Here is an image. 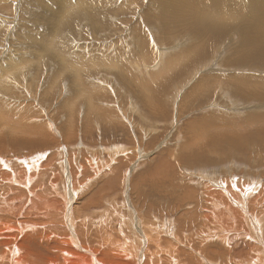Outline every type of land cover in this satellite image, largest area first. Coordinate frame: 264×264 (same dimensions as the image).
Instances as JSON below:
<instances>
[{
	"label": "rangeland",
	"instance_id": "rangeland-1",
	"mask_svg": "<svg viewBox=\"0 0 264 264\" xmlns=\"http://www.w3.org/2000/svg\"><path fill=\"white\" fill-rule=\"evenodd\" d=\"M195 1L210 6L209 3L214 0ZM221 1L218 0L217 3L221 4ZM234 1L238 15L228 22L231 23L229 30L225 29L221 36L210 40L203 33H190L185 30L184 23L188 17L182 16L181 21L176 19L177 16L173 17L171 0H0V122H3L9 132L4 143L0 145V158L13 157L15 161L12 169L2 170L0 166V195L14 190V195L25 192L31 197L28 188L32 185L34 188L36 185L48 195L65 197L72 206L75 222L78 223L79 220L81 223L79 233L82 240L86 245L99 250L104 233L113 230L114 234L117 231L121 232V235L124 232L129 234V228L126 230L123 223L132 219L136 224L135 214L146 223L153 224L156 220L161 227L164 225V234L157 238L159 241L161 239L160 244L154 239L148 244L149 248H144L148 259L145 258L141 262L131 259L127 261L128 264H142L144 261H149V264H241L243 260L256 258L257 253L264 250V247H260V242L264 240L252 236L253 227L248 225V220L257 218L261 221L263 238L264 134L252 130L243 118L253 109L255 112L250 116L255 122L264 116V94L261 93L262 88L256 87L258 82L259 85L264 84V63L259 59L241 61V65L237 63L236 56L239 52H236V49L239 50L247 40L246 30L241 24L246 12L242 7V0ZM244 1L248 4V0ZM235 20L239 24L236 23L234 27ZM225 33L228 35L224 37ZM199 40H202L204 49H201ZM175 46L178 48L177 52L183 50L176 58L177 61L196 47L198 57L195 58L198 59L193 60L197 63L190 60L184 67L191 66H187L186 70L181 68L184 73H181L183 71L179 68L176 73L173 72L175 76L168 72L161 78L159 70H166L165 67L162 70V65L170 55L176 53L173 48ZM137 48L146 56L142 57L144 54L136 51ZM169 51L175 52L167 55ZM200 56L202 59H199ZM168 74L169 77L171 74V79ZM252 75L255 77L247 80V88L245 84L241 91L234 90L233 82L230 81L237 77L247 79V76ZM208 76L210 77L206 78ZM211 76L218 79L216 83L211 81L214 80ZM201 77L205 82H212L208 81L207 87L212 88L206 87L208 90L204 91L205 95L213 91L212 94L218 93V96L215 98L210 94L213 99L211 100L208 96L204 98L202 92L203 95L197 94L194 101H186L189 106L185 107L186 94L189 96L193 84H198L197 87L200 82L203 83ZM126 78H130L127 79L129 82ZM254 80L255 84H252ZM134 82L138 85H134ZM230 87L233 90L230 91ZM91 91L94 93L88 97ZM198 95L203 97L199 98ZM74 100L80 106H73L75 111L66 115L65 111H70L68 109L72 107ZM69 119L73 120V123L69 124ZM230 121H239L242 127L247 124L245 130L251 138H259V143L257 140L251 144L252 147L246 146V153L242 152L241 147L236 148L239 152L237 153L222 142H212L213 144L205 148L206 156L199 159L200 162L191 158L186 160L188 147L192 144L196 147L204 146L202 137L191 133V122L197 127L212 123L215 127L219 125L218 127L223 128L230 126ZM186 128L189 129V134H186ZM10 134L17 136L19 143H10ZM182 135L190 138L187 146L184 144V138H181ZM41 136H45L48 141L46 147L22 141L37 140ZM34 150H46L48 165L46 163L42 167H36L33 174L30 172L34 175L30 183L15 184L14 174L23 171L18 164L19 159ZM222 156L224 161H220ZM7 171L12 176L10 184L5 180L4 172ZM218 179L228 182L230 191L227 193L223 188L220 190L226 193V197H229L232 191L231 195H235L237 203L232 200L231 202L235 207L238 205L236 213L242 217L237 223L235 221V230L231 232L224 231L217 219L213 218L216 209L219 215L225 211V207L219 202L222 200L213 199L207 194L209 189L213 191L219 188V183H215ZM55 182L58 187L54 191L52 184ZM186 192L191 193L192 197L184 200L186 203L179 201L178 198L181 199ZM95 194L96 197L92 198ZM138 197L143 198V202H138ZM247 198L251 200L248 201ZM256 198L260 206L255 203ZM105 199L110 200L107 207ZM217 203L219 207L216 208ZM105 207L107 210L103 216ZM134 207L139 211H135L132 217L130 211ZM64 215L67 218L69 216L67 213ZM259 216L262 217L258 218ZM52 218L54 217L49 219ZM67 218L66 225L57 231L58 235L68 233ZM170 218L175 222L170 225L172 229L164 224ZM217 226L222 235L220 232L214 237L209 235L211 229ZM17 228L20 230L19 235L28 236L27 244H24L27 247L24 249L26 255H22L27 263L31 264V261L38 259L42 263L48 261L50 264L51 257L56 256L58 249H65L62 245L57 248L55 240H45V229H41V233L31 234V231L21 232L20 226ZM222 236L224 239H219L223 238ZM4 240L6 239L0 237V250H3V246H9L3 244ZM169 242L176 245L173 246ZM228 242L233 243L230 246ZM114 258L116 257L113 256L112 261ZM114 263L116 262L112 264Z\"/></svg>",
	"mask_w": 264,
	"mask_h": 264
},
{
	"label": "bare ground",
	"instance_id": "bare-ground-1",
	"mask_svg": "<svg viewBox=\"0 0 264 264\" xmlns=\"http://www.w3.org/2000/svg\"><path fill=\"white\" fill-rule=\"evenodd\" d=\"M218 0H214V1H211L209 4L210 6H205V3L202 4L200 1H195V0H186L184 2V0H171L172 3H170V9H171V12L173 14V17L174 16H177L176 19L181 21L182 20V16L186 15L188 18L186 19V23H184V28L185 30H188L190 33L192 32H195V33H203L206 38L209 37L210 40H213L215 39L216 37L218 36H221V32H224L225 29L230 28V24L228 23L230 20L233 21L236 17L235 15H238L236 14V2L234 0H219L221 1V4H218L220 2L217 3ZM246 1L242 0V3L244 4V6H242L246 12L245 14V18L247 19H244L243 17V22L241 23L243 25V28L246 30V33H247V40L244 42V44H242L241 48L238 50L236 49L237 51L236 52H239V54L236 56V60L238 61L237 63H241V61H248V60H263L264 61V0H248V4H245ZM181 4V8L179 9V5ZM238 7V5H237ZM90 11V10H89ZM88 11V12H89ZM224 15H227L226 17ZM185 16V17H186ZM242 17V15H241ZM233 19V20H232ZM238 19V18H237ZM241 20V18H240ZM239 21V19H238ZM241 22V21H239ZM239 22L237 23V21L235 20L233 22V25L234 27L239 24ZM237 23V24H236ZM189 25V26H188ZM188 26V28H187ZM241 27V25H239ZM233 27V26H232ZM233 27V28H234ZM183 28V29H184ZM242 28V27H241ZM191 29V30H190ZM240 29V28H238ZM226 30V31H228ZM237 30V29H236ZM235 30V31H236ZM241 30V29H240ZM239 30V31H240ZM231 31H233L231 29ZM234 32V31H233ZM241 32V31H240ZM228 33V32H227ZM230 33V32H229ZM245 33V34H246ZM198 34V35H199ZM233 34V33H231ZM230 34V35H231ZM238 34H240L238 32ZM236 34V35H238ZM184 35V34H183ZM194 35H197V34H194ZM228 35V34H227ZM226 33L224 35L227 36ZM234 35V34H233ZM201 36V35H200ZM243 36V35H242ZM204 37V36H203ZM229 37V38H228ZM226 38L229 39L230 41V36H228ZM223 38V37H221ZM224 39V38H223ZM228 39L227 40V43L229 44L228 42ZM240 39V38H239ZM203 40V39H202ZM201 40V41H202ZM205 40V39H204ZM203 40V41H204ZM242 40V39H241ZM200 41V40H199ZM198 41V42H199ZM200 41V42H201ZM199 42V43H200ZM242 42V41H240ZM206 43V42H205ZM217 42H215L214 45H216ZM224 43H226L224 41ZM226 43V44H227ZM203 44L202 42L200 43V45ZM209 44V43H208ZM211 44V43H210ZM204 45V44H203ZM241 45V43H240ZM202 46V45H201ZM200 46V47H201ZM177 46L173 47L174 50L176 51V53L172 54L170 51L167 53L168 54H172L170 55L168 58V60L166 61V63H162V70L163 68L165 67L166 70L165 73L164 71H160L159 70V73H161L159 76H161V78H163V76H166L167 74L166 73H171L172 75H176V74H173L177 72V70H179V68L181 69H184L186 70L185 68L187 66H191V65H187L184 67V64L186 65V63L190 62V60L194 61L193 59H198V58H195V57H198V51H196V47L194 49H190V51L181 59V60H176V58L179 56L180 53H183V50L182 51H179L177 52V49L176 48ZM181 47V46H180ZM237 47V46H236ZM204 49V46L201 47V49ZM201 49L199 51H201ZM235 49V48H234ZM138 50V48L136 49V51ZM185 50V49H184ZM186 51V50H185ZM184 51V52H185ZM206 51V49H205ZM138 52L142 53V57L146 56V54L141 50H138ZM235 52V50L233 51ZM203 53V51H202ZM206 53V52H205ZM232 53V52H231ZM101 54V53H100ZM201 54V52L199 53ZM208 54V53H207ZM202 55V54H201ZM233 55V54H232ZM235 55V54H234ZM104 56V55H103ZM137 56H138V53H137ZM201 57V56H200ZM199 59H202V57ZM233 57V56H232ZM141 59V58H140ZM207 59V58H206ZM234 59V58H232ZM229 60V59H228ZM102 61V60H101ZM165 61V60H164ZM200 61V60H199ZM263 61H261L262 63H264ZM136 62V61H135ZM231 62V61H229ZM250 62V61H249ZM253 62V61H251ZM160 63V62H159ZM193 64V62H191ZM194 63H197L194 61ZM228 63V61H227ZM234 63V62H233ZM261 63V64H262ZM132 64V63H131ZM137 64V63H136ZM199 64V63H198ZM197 64V65H198ZM226 64V62H225ZM229 64V63H228ZM248 64V63H247ZM252 64V63H250ZM259 64V63H258ZM233 65V64H231ZM241 65V64H239ZM237 65V67L239 66ZM158 66V65H157ZM193 66V65H192ZM196 66V65H195ZM245 66V63L244 65ZM248 66V65H247ZM251 66V65H250ZM253 66V65H252ZM242 67V66H241ZM239 66V68H241ZM254 67V66H253ZM249 69V67H247ZM181 69V71H183ZM193 69V68H192ZM256 69V68H255ZM259 69V68H257ZM188 70V69H187ZM251 70V69H250ZM254 70V69H253ZM145 71L148 72V70L146 69ZM171 71V72H170ZM244 71V70H243ZM157 72V71H156ZM163 72V74H162ZM146 73V72H145ZM158 73V72H157ZM158 73V74H159ZM181 73H184L181 72ZM142 74V73H141ZM166 74V75H165ZM171 74H170V77H171ZM179 74V73H178ZM177 74V75H178ZM211 74V73H210ZM215 74V73H214ZM259 74V73H258ZM218 75V74H217ZM243 75V74H242ZM241 75V76H242ZM246 75V74H245ZM248 75V74H247ZM255 75V73H254ZM202 76V75H201ZM207 76V75H206ZM222 76V75H221ZM237 76V75H236ZM258 77V75H256ZM264 76V74H263ZM168 77H169V74H168ZM169 77V78H170ZM173 77V76H172ZM210 76L206 77V78H209ZM215 77V76H214ZM213 76H211V79H214V80H211V81H216L218 79H216V77L214 78ZM219 76H217L218 78ZM226 77V76H225ZM233 77V76H232ZM243 77V76H242ZM255 76H247V79L246 77L245 78H241V77H237V79H233L232 81L230 82H233V88L234 90H239L242 89V87L247 83V80L248 79H251L253 78L254 79ZM203 77H201L202 79ZM205 78V76H204ZM203 78V79H204ZM222 78V77H221ZM260 78V77H259ZM128 78H126V81ZM171 79V78H170ZM181 81L183 80L181 77H180ZM202 79L203 83L200 82V85L196 87V85L198 84H193V89H191V92L189 94V96L186 94L185 96V99H184V106L186 105V101H189L187 103H190L191 100L194 101L195 97L197 96V94H201L202 92L204 93V98L206 96V98L208 99H211L210 98V94H212V92L210 94H206L205 95V90L207 91L208 89L212 88H208L207 85H208V80L207 82H205L204 80ZM228 79V78H227ZM226 79V80H227ZM207 80V79H205ZM259 80V79H258ZM263 79L261 78V81ZM131 81V80H130ZM134 81V80H133ZM198 81V80H197ZM210 81V82H211ZM222 81V79H221ZM125 82V80H124ZM129 82V81H128ZM132 82V81H131ZM130 82V83H131ZM135 82H137L135 80ZM134 82V85H136ZM155 82V81H154ZM183 82V81H182ZM189 82V81H188ZM199 82V81H198ZM209 82V83H210ZM220 82V80H219ZM254 83L252 84H255V80L252 81ZM133 83V82H132ZM191 83V82H190ZM196 83V82H195ZM212 83V82H211ZM210 83V84H211ZM216 83V82H215ZM251 83V82H249ZM257 83V82H256ZM263 83V81H262ZM187 85V83H185ZM138 85V84H137ZM136 85V86H137ZM155 85V84H154ZM183 85V83H182ZM185 85V86H186ZM192 85V83H191ZM191 85H189L191 87ZM215 85V84H214ZM213 85V87H214ZM232 85V83H231ZM126 86H127V83H126ZM184 86V87H185ZM210 86V85H209ZM218 86V85H217ZM247 84H246V87L247 88ZM125 87V86H124ZM138 87H141V86H138ZM137 87V88H138ZM144 87V86H142ZM188 87V86H187ZM186 87V88H187ZM208 89H207V88ZM216 87V85H215ZM220 87V85H219ZM228 87V86H227ZM251 87V86H250ZM257 88L261 89L262 88V91H264V84L262 85H259V82H258V86L256 85ZM192 88V87H191ZM217 88V87H216ZM216 88H214V91L216 92ZM224 88V87H223ZM221 89V88H220ZM219 91H223V90H220ZM228 89V88H227ZM231 89V87L229 88V90ZM256 89V88H255ZM254 89V90H255ZM90 90V89H89ZM133 90V89H132ZM225 90V89H224ZM228 90V91H229ZM233 90V89H231ZM230 90V91H231ZM244 90V89H243ZM242 90V91H243ZM145 91V90H144ZM211 91V90H209ZM227 91V92H228ZM241 91V90H240ZM245 91V90H244ZM264 94V92H262ZM93 91L90 92V94H88L87 96H92ZM214 92V94H215ZM249 92V91H248ZM256 92V91H255ZM259 92V91H258ZM257 92V93H258ZM82 94H85L83 92H81ZM139 93H141V91H139ZM203 93L201 95H203ZM209 93V92H207ZM217 93V92H216ZM234 93V92H233ZM254 93V92H252ZM142 94V93H141ZM218 94V93H217ZM216 94V95H217ZM227 94V93H226ZM247 94V93H246ZM245 94V95H246ZM216 95H213L214 97ZM220 95V94H219ZM234 95V94H233ZM237 95V94H236ZM244 95V94H242ZM242 95H239L243 98ZM260 96H262L261 94H259ZM200 95H198L199 97ZM218 96V95H217ZM216 96V97H217ZM235 96V95H234ZM189 97V98H188ZM197 97V98H198ZM203 96H200L199 98H202ZM212 97V98H214ZM215 97V98H216ZM233 97V96H232ZM246 97V96H245ZM264 97V96H263ZM120 98V97H119ZM79 99V97L77 98V100ZM190 99V100H189ZM248 99V98H247ZM255 98H253L254 100ZM258 99V98H257ZM255 99V100H257ZM261 99V98H260ZM213 100V99H211ZM250 100V99H249ZM248 100V101H249ZM251 101V100H250ZM79 102V101H78ZM261 102V101H260ZM69 104V102H68ZM77 101L74 100L73 104H72V109H68L70 111H65V114H69V113H73L75 111V108L73 109V106L76 107L78 106L77 105ZM260 104V103H259ZM253 105V104H251ZM257 105V104H256ZM80 106V105H79ZM84 105H82L83 107ZM186 106H189L188 104ZM185 106V107H186ZM264 106V104H263ZM260 107V106H259ZM192 108V107H191ZM249 108V107H248ZM261 108V107H260ZM264 109V108H263ZM192 111V110H191ZM254 111V109L252 110V112ZM257 111V110H256ZM251 112V111H250ZM251 112V113H252ZM255 112V111H254ZM259 112V111H257ZM261 112V111H260ZM246 114L247 116L243 119H245L249 125V127L253 130L255 129V131L260 132L261 135L264 134V116L260 117V120L258 122H255L256 120H253L252 117L250 116V114ZM255 114V113H254ZM260 115V113H257ZM258 115V116H259ZM221 117V116H220ZM236 117V116H235ZM225 118V117H223ZM232 118V117H231ZM230 118V119H231ZM242 118V117H240ZM214 119V118H213ZM220 119V118H219ZM227 119V117H226ZM225 119V120H226ZM234 119V117L232 118ZM242 120V119H241ZM215 121V120H214ZM229 121V120H228ZM70 122L73 123V120L69 119V124ZM231 122V121H230ZM255 122V123H254ZM223 123V121H222ZM232 124L230 126H226V127H215V124H212V123H207L205 124L204 127H197L195 124H192V122L190 123V131H192L191 133H193L194 135H200L203 139V144L204 146L203 147H196L195 144H192L190 147H188V152H186V160H188V158H191L192 160H198L199 159H202L206 156V151H205V148L207 147V145L211 144L212 142H215V143H218V142H222L224 143L226 146H229L233 148V150L235 149V151L237 152L236 148H239L241 147V150L242 152L246 150V146L248 147L249 145L251 146V144H254L257 140H258V143H259V138H251L249 133L247 132V130H245V125L244 124V127H242V125H240L239 121H235V122H231ZM251 124V125H250ZM247 129V128H246ZM185 130L186 131V134H189L190 131L188 128H186ZM8 130L6 129V127L4 126L3 122H0V145L4 143L5 139L7 138L8 136ZM253 134V133H252ZM179 135H181L179 133ZM260 135V134H259ZM184 138L185 140V145L187 146L188 145V141L190 140V138H188V136H181V138ZM261 137V136H259ZM9 138H10V143L12 144H16V143H19V138L13 134H10L9 135ZM264 140V138H262ZM26 143H30V144H35L37 146H41V147H46L48 145V141L46 139L45 136H41L39 139L37 140H22ZM63 143H65L63 141ZM214 143V144H215ZM213 144V143H212ZM221 146V145H220ZM249 146V147H250ZM262 146V145H261ZM252 147V146H251ZM259 147V146H258ZM223 148V147H222ZM186 149V148H185ZM209 149V148H208ZM213 149V148H212ZM258 149V148H257ZM240 150V151H241ZM249 150V149H248ZM225 151H228V150H225ZM244 151V152H245ZM254 151V149H253ZM230 152V151H229ZM245 152V153H246ZM223 153V151H222ZM225 153V152H224ZM223 153V154H224ZM239 153V152H237ZM256 153V152H255ZM226 154V153H225ZM231 154V153H230ZM233 154V153H232ZM260 154V153H259ZM211 155V154H210ZM229 155V154H228ZM239 155V154H238ZM221 156V155H220ZM237 156V155H236ZM247 156H249V154H247ZM251 156V155H250ZM47 152L46 150H43V151H30V153L26 156H22L19 161H18V164L21 165V167L23 168V171L18 173V174H14V179H13V182L16 184H27V183H30L32 181V179L34 178V175H32L35 171H36V167H39V166H44L46 163L48 165V161H47ZM210 157V156H209ZM217 157V156H215ZM224 156H222V158L220 159V161H224L225 158H223ZM226 157V156H225ZM246 157V155H245ZM232 158V157H231ZM14 158L13 157H7L6 159H2L0 158V163H1V169L4 170V168H8V169H12V165L14 164ZM209 159V158H208ZM261 159V158H260ZM195 160V161H196ZM233 160V159H232ZM210 161V160H209ZM197 162V161H196ZM200 162V161H199ZM228 162V160H227ZM249 162V161H248ZM260 162V161H258ZM262 162V161H261ZM219 163V162H218ZM27 166H26V165ZM189 164V163H187ZM245 164V163H244ZM208 165V164H207ZM209 165H210V162H209ZM214 165V164H213ZM227 165V164H226ZM248 165V164H247ZM222 166V165H221ZM242 166V165H241ZM187 167V166H186ZM210 167V166H209ZM31 168V169H30ZM225 169V168H224ZM230 169V168H229ZM261 169V168H260ZM186 170V169H185ZM188 170V169H187ZM218 170V169H217ZM223 171V170H221ZM237 171V170H236ZM30 172L32 174H30ZM216 172V171H215ZM258 172V171H257ZM214 173V172H213ZM211 173V175L213 174ZM221 173V172H220ZM245 173V171H244ZM5 174V180L7 183L10 184L11 182V174L10 172H4ZM248 174V173H247ZM210 175V177H212ZM218 175V174H217ZM216 175V176H217ZM226 176V174H225ZM214 178V177H212ZM233 179V178H232ZM235 179V178H234ZM16 180V181H15ZM55 181V179H54ZM215 181V180H214ZM216 180L215 183H219L218 187L219 188H215L213 191H211L210 189L207 191V194H209L213 199H221L222 201H219L221 202V205L225 207V211L224 212H221V214L219 215L218 212H217V209L216 211H214L213 213V218L214 219H217V223H219V225L224 229V231H232L235 227V221L237 223L238 220H242V217L240 218V216H238V212L236 213V210L238 209V205H236V207L234 206V204H232L231 200L236 202V198H235V195L233 197V195H231V192L229 193V197H226V193L223 192V190H220L221 188H223L224 190H226V192L228 193V191H230V187L228 186V182L227 181H224V180H221L219 181ZM260 182V181H259ZM216 183V184H217ZM236 183V182H235ZM253 184V183H252ZM256 184V182H255ZM213 186V185H212ZM58 187V184L55 182L52 184V188L54 189H57ZM229 187V188H228ZM233 187V186H231ZM235 187V186H234ZM240 187V186H239ZM238 187V188H239ZM242 187V186H241ZM240 187V188H241ZM253 187V186H252ZM31 192V197L29 196L28 193H19V194H15V191L13 192H9V193H1L0 195V237L1 238H4L6 240H4L3 244H5V246H8L6 248H4L3 246V250H0V264H30V263H27L26 261H24L22 255L25 254L26 252L24 251L25 248H27L24 244H27V238L28 236H26L25 234H22V235H19L18 232H20V230H18L17 226H20L21 228V232H24V231H31V234H35V233H39L41 231V229H45L47 230L46 233L44 234V239L45 240H55V242L57 243V248H59L61 245L64 246V250L62 249H58V252L55 253V255L57 256H53L51 257L52 259H50V261H52L50 264H112L113 262H116L114 264H128L127 261L128 260H131V259H134L136 260L137 262H141L142 260H144L145 258L148 259V254L147 252H144V248L148 247V244L152 242V240L155 239V241L158 243V239L159 237H162L161 235H163L164 233V225L163 227H161L159 225V223L155 220V223L153 222V224H149L148 222L146 223L142 218L138 217V214H135L137 215V217L139 218V220L137 219V217H134V213L135 211H139L137 210V208L134 207V209L130 212L131 216L134 217L135 221H136V224H134V221L131 219V223L130 221H128L127 223H123V227H125V229L127 230V228H129L128 232L129 234H126L124 231L123 235H121L119 231L115 232V234L113 233V230L112 232H106L102 235V238H101V249H97L95 247H92V246H88L84 243V241L82 240L81 236H80V233H79V228H80V221L78 220V223H79V227L77 228V225L78 223H76L73 218V211H72V206L71 204L69 203V201L67 199H65V197H56V195L54 196L53 194L51 195H48L45 191L43 192L42 189H38L36 185H34V188H33V185L28 188ZM185 190V189H184ZM235 190V188H234ZM247 190V189H246ZM251 190V189H250ZM239 191V190H238ZM249 191V190H248ZM183 192V191H182ZM185 192V191H184ZM243 193V192H242ZM256 193V192H255ZM254 193V194H255ZM181 194V193H180ZM236 194V192H235ZM238 194H240L238 192ZM247 194V193H246ZM258 194V193H257ZM250 195V194H249ZM256 195V194H255ZM260 195V192L259 194ZM28 196V197H27ZM208 196V197H210ZM237 196V195H236ZM253 197V195H251ZM257 196V195H256ZM18 197H20L19 199H17ZM25 197H27L26 199H24ZM96 197V194L92 197L94 198ZM179 197V196H178ZM192 195L191 193L189 192H186L183 197L181 196V199H179V201H184V200H188V198H191ZM210 197V198H211ZM239 197V196H238ZM244 197V195H243ZM255 197V196H254ZM261 197V196H259ZM73 198V197H71ZM228 198H230V200H228ZM249 198V197H248ZM247 198V200H248ZM258 198H256L257 200ZM264 199V198H263ZM108 200V201H107ZM239 200V199H238ZM251 200V199H250ZM248 200V201H250ZM253 200V199H252ZM255 200V201H256ZM109 199H105L104 202L106 204V207L108 206L109 204ZM137 201L138 202H143V198L141 197H138L137 198ZM243 201V200H242ZM263 201V200H262ZM22 202V203H21ZM186 203V201H184ZM244 202V201H243ZM237 203V202H236ZM239 203V201H238ZM250 203V202H249ZM254 203V202H253ZM256 204H258V200L257 202H255ZM254 203V204H255ZM180 204V203H179ZM240 204V203H239ZM246 204V203H244ZM262 204V203H261ZM183 205V204H182ZM251 205V204H250ZM259 205V204H258ZM187 206V204H186ZM253 206V204H252ZM260 206V205H259ZM264 206V204H263ZM104 208L103 210V213L102 215L104 216L107 208ZM185 207V206H184ZM219 207L218 203L216 204V208ZM239 207H241L239 205ZM183 208V207H182ZM221 208V207H220ZM244 208V206H243ZM55 209V210H54ZM185 209V208H184ZM242 209V207H241ZM257 209V207H256ZM255 209V210H256ZM220 210V209H219ZM244 210V209H243ZM242 210V211H243ZM246 210V209H245ZM264 210V209H263ZM99 211V210H98ZM97 211V212H98ZM254 211V210H253ZM56 212V213H55ZM96 212V213H97ZM240 212V211H239ZM246 212V211H245ZM64 213H67L69 216L68 218L64 215ZM241 213V212H240ZM99 214V213H98ZM97 214V215H98ZM244 214V213H243ZM246 214H249V213H246ZM188 215V214H187ZM219 215V216H218ZM240 215V214H239ZM250 215V214H249ZM249 215H246V216H249ZM252 215V214H251ZM149 216V215H148ZM191 219H192V215H190ZM50 217H54L56 218L55 221L54 218L52 219H49ZM99 217V216H98ZM183 217V215H182ZM189 217V215L187 216ZM257 217V216H255ZM262 217V216H261ZM260 216L258 218H261ZM68 219V226H69V229H68V233H66L65 235H58L57 234V231L61 230L62 227H64L66 225L65 223V219ZM102 218V216L100 217ZM122 218V217H121ZM186 218V217H184ZM248 218V217H247ZM246 218V219H247ZM253 218V217H252ZM123 219V218H122ZM158 219V218H156ZM173 218H170L168 219V222H165L164 224H166L165 226L168 228V226L170 227V225L172 226L175 222L172 221ZM188 219V218H187ZM191 219H188V220H191ZM213 219V220H214ZM251 219V218H250ZM159 220V219H158ZM212 220V221H213ZM263 220V219H262ZM211 221V220H210ZM216 221V220H214ZM122 222V221H121ZM157 222V223H156ZM188 222V221H187ZM261 222V221H260ZM260 222L257 218H253L252 220H248V225H250L251 227H253V233L254 235H252L253 237L257 238L258 240H264V237L262 238V230H261V225H260ZM208 223V222H207ZM263 223V222H262ZM209 224V223H208ZM204 225V224H203ZM216 225V224H215ZM263 225V224H262ZM178 226V224L176 225ZM208 226V225H207ZM214 226V225H213ZM242 226V225H241ZM122 227V228H123ZM201 227V226H200ZM203 227V226H202ZM215 227V226H214ZM243 227V226H242ZM249 227V226H248ZM187 228V227H186ZM211 228V227H210ZM170 229H172V227H170ZM117 230V229H116ZM168 230V229H167ZM190 230V229H189ZM193 230V228H192ZM196 230V229H195ZM200 230V228H199ZM207 230V229H206ZM235 230V229H234ZM241 230V229H240ZM243 230V229H242ZM252 230V229H250ZM121 231V229H120ZM169 231V230H168ZM174 231V230H173ZM194 231V230H193ZM204 231V230H203ZM119 232V234H118ZM188 232V231H187ZM201 232V231H200ZM206 232V231H205ZM220 232V229L218 228H213L211 229L209 235H212L213 237L214 236H217L218 233ZM245 232V231H244ZM243 232V233H244ZM264 232V231H263ZM4 233V234H3ZM26 233V232H24ZM41 233V232H40ZM169 233V232H168ZM173 233V232H172ZM175 233V232H174ZM189 233V232H188ZM191 234H193V232L190 231ZM199 233V232H198ZM203 233V232H202ZM242 233V232H241ZM242 233V234H243ZM176 234V233H175ZM197 234V233H196ZM223 234H226V233H223ZM233 234V233H232ZM236 234V233H235ZM173 235V234H172ZM186 235V234H185ZM220 235H222V233L220 232ZM219 235V236H220ZM240 235V233H239ZM31 236V235H30ZM171 236V235H170ZM207 236V234H206ZM238 236V235H237ZM237 236L235 237L236 239ZM264 236V234H263ZM168 237V236H167ZM178 237V236H177ZM182 237V236H181ZM199 237V236H198ZM204 237V236H202ZM221 237V236H220ZM223 238H219V239H224V236H222ZM228 237V236H227ZM244 237V235H243ZM247 237V235H246ZM169 238V237H168ZM171 238V237H170ZM180 238V237H179ZM191 238V237H190ZM210 238V236H209ZM218 238V237H217ZM230 238V237H229ZM240 238V237H239ZM242 238V236H241ZM240 238V239H241ZM158 241H157V240ZM192 239V238H191ZM218 239V240H219ZM232 239V238H231ZM239 239V240H240ZM173 240V239H172ZM179 240V239H177ZM188 240V239H187ZM194 240V239H193ZM244 240V239H243ZM166 241V240H165ZM192 241V240H191ZM190 241V242H191ZM220 241V240H219ZM222 241V240H221ZM226 241H228L226 239ZM232 241V240H231ZM235 241V239H234ZM241 241V240H240ZM256 241V240H255ZM154 242V241H153ZM161 242V239L159 241V244ZM174 242V241H173ZM180 242L181 239H180ZM194 242V241H193ZM260 242V241H258ZM163 243V242H162ZM171 243V242H169ZM210 243V242H209ZM229 243V242H228ZM233 243V242H231ZM231 243H229L228 245H230ZM247 243V242H246ZM261 243V246L260 247H264V241L263 242H260ZM173 245V243H171ZM170 244V245H171ZM184 244V243H183ZM150 245V244H149ZM155 245V244H154ZM158 245V244H156ZM155 245V246H156ZM164 245V244H163ZM171 245V247H172ZM176 245V244H175ZM173 245V246H175ZM181 245V244H180ZM188 245V244H187ZM205 245V244H204ZM210 245V244H209ZM212 245V244H211ZM244 245V244H243ZM260 245V244H258ZM257 245V246H258ZM166 246V244H165ZM167 249L169 250V245L167 243ZM178 246V245H177ZM185 246V245H183ZM225 246V245H224ZM231 246V245H230ZM234 246V244H233ZM236 246V245H235ZM249 246V245H248ZM40 247V246H39ZM54 247V246H53ZM170 247V249H171ZM179 247V246H178ZM182 247V246H181ZM188 247V246H186ZM206 247V246H205ZM208 247V246H207ZM212 247V246H211ZM210 247V248H211ZM227 247V246H226ZM225 247V248H226ZM229 247V246H228ZM227 247V248H228ZM259 247V246H258ZM55 248V247H54ZM149 248V247H148ZM159 248V247H156V249ZM174 248V247H172ZM213 248V247H212ZM215 248V247H214ZM231 248V247H230ZM229 248V249H230ZM257 248V247H256ZM51 249V248H50ZM162 248H160V251H161ZM194 249V248H193ZM232 249V248H231ZM258 249V248H257ZM260 249V248H259ZM159 250V249H158ZM173 250V249H172ZM175 250V249H174ZM173 250V251H174ZM181 250V249H180ZM204 250V249H202ZM222 250V249H221ZM256 250V249H255ZM51 251V250H50ZM148 251V250H147ZM166 251V250H165ZM178 251V250H177ZM229 251V250H228ZM29 252V251H28ZM31 252V251H30ZM54 252V251H52ZM150 252V250H149ZM157 252V251H156ZM164 252V251H163ZM171 252V251H170ZM169 252V253H170ZM258 252V251H257ZM256 252V253H257ZM158 253V252H157ZM167 253V252H166ZM210 253V252H209ZM226 253V252H225ZM29 254V253H28ZM27 254V256H28ZM35 254V253H34ZM37 254V253H36ZM49 254V253H48ZM176 255V253H174ZM184 254V253H182ZM196 254V253H195ZM26 255V254H25ZM30 255V254H29ZM38 255V254H37ZM37 255H36V258H37ZM168 255V254H167ZM166 255V256H167ZM171 255H173V253L171 252ZM202 255V254H201ZM41 256V255H39ZM52 256V255H51ZM115 256L116 258H114V260L112 261V257ZM191 256V255H190ZM251 256V255H250ZM32 257V256H31ZM170 257V256H169ZM217 257V256H216ZM27 258V257H26ZM44 258V257H43ZM48 258V257H47ZM46 258V259H47ZM150 258L152 260V254L150 253ZM149 258V259H150ZM177 258V257H176ZM196 258V257H195ZM201 258V257H200ZM199 258V259H200ZM205 258V256H204ZM34 259V258H33ZM45 259V258H44ZM160 259V258H159ZM175 259V258H174ZM217 259V258H216ZM29 260V259H28ZM31 260V259H30ZM29 260V261H30ZM62 262H61V261ZM154 260V259H153ZM158 260V259H157ZM163 260V259H162ZM161 260V261H162ZM212 260V259H211ZM215 260V259H214ZM218 260V259H217ZM60 261V262H59ZM160 261V262H161ZM164 261V260H163ZM170 261V260H168ZM176 261V259H175ZM202 261V259H201ZM240 261V260H239ZM135 262V261H133ZM145 263L147 262V264H149L148 262L149 261H144ZM143 262V263H144ZM209 262H212V261H209ZM228 262V261H227ZM142 263V264H143ZM159 263V262H158ZM166 263V262H165ZM170 263V262H168ZM177 263H178V260H177ZM206 264V262H203ZM31 264H49L48 261H44V263H42L40 260L38 259H34V261H31ZM152 264V263H150ZM156 264V263H155ZM173 264V263H172ZM188 264V263H187ZM214 264V263H212ZM217 264V263H216ZM223 264V263H222ZM228 264V263H227ZM229 264H231L229 262ZM241 264H264V250H261L260 252L257 253L256 255V258H251V260H243L241 262Z\"/></svg>",
	"mask_w": 264,
	"mask_h": 264
}]
</instances>
